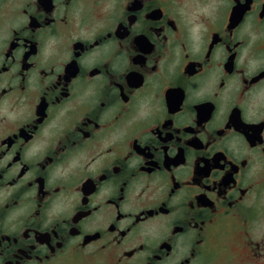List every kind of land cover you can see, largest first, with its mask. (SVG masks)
<instances>
[{
	"label": "flooded vegetation",
	"instance_id": "af4514ba",
	"mask_svg": "<svg viewBox=\"0 0 264 264\" xmlns=\"http://www.w3.org/2000/svg\"><path fill=\"white\" fill-rule=\"evenodd\" d=\"M0 264H264V0H0Z\"/></svg>",
	"mask_w": 264,
	"mask_h": 264
},
{
	"label": "rangeland",
	"instance_id": "374dc122",
	"mask_svg": "<svg viewBox=\"0 0 264 264\" xmlns=\"http://www.w3.org/2000/svg\"><path fill=\"white\" fill-rule=\"evenodd\" d=\"M219 260V259H218Z\"/></svg>",
	"mask_w": 264,
	"mask_h": 264
}]
</instances>
